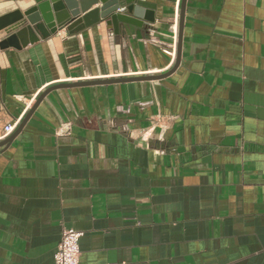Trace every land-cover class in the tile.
Masks as SVG:
<instances>
[{"label":"crops","instance_id":"crops-1","mask_svg":"<svg viewBox=\"0 0 264 264\" xmlns=\"http://www.w3.org/2000/svg\"><path fill=\"white\" fill-rule=\"evenodd\" d=\"M145 1L155 20L130 35L96 4L0 47L1 125L43 87L171 70L176 0ZM35 5L0 0V17ZM64 228L80 264H264V0H186L169 76L41 100L0 147V264H55Z\"/></svg>","mask_w":264,"mask_h":264},{"label":"water","instance_id":"water-1","mask_svg":"<svg viewBox=\"0 0 264 264\" xmlns=\"http://www.w3.org/2000/svg\"><path fill=\"white\" fill-rule=\"evenodd\" d=\"M101 4L100 17L106 19L109 28L119 33L123 26L127 34H131L133 26L143 28L145 21L153 22L155 5L145 0H36V5L25 12L14 11L0 17V32L6 35L0 39V47H15L20 49L30 42L55 34L63 26V15L66 11L80 10L86 12L94 5ZM186 0H182L179 17L177 57L171 70L160 75H141L111 79H96L73 83H60L47 88L27 113L20 126L7 139L0 142L7 146L21 132L28 118L34 112L41 100L52 90L64 87L107 84L137 80H158L173 73L179 63L182 46V35L185 19ZM29 36L31 39H29Z\"/></svg>","mask_w":264,"mask_h":264},{"label":"built area","instance_id":"built-area-1","mask_svg":"<svg viewBox=\"0 0 264 264\" xmlns=\"http://www.w3.org/2000/svg\"><path fill=\"white\" fill-rule=\"evenodd\" d=\"M182 0H176V23L174 28L176 34L178 33L179 28V17H180V8ZM177 43L178 36H176L175 42L168 47H163V50L171 56V65L176 61L177 57ZM46 87H43L32 95L24 99L25 107L22 115L16 118L14 121L1 125L0 123V142L10 137L16 129L20 126L23 118L27 115L33 105L36 103L41 94L46 90ZM71 126L63 124L57 128V134L63 135L70 133ZM83 235L82 231H78L74 228H64L62 230V236L60 242L57 246V249L54 253V262L55 264H80V238Z\"/></svg>","mask_w":264,"mask_h":264}]
</instances>
